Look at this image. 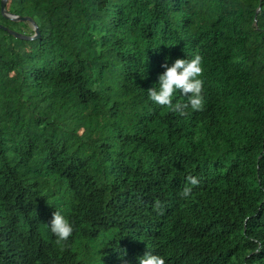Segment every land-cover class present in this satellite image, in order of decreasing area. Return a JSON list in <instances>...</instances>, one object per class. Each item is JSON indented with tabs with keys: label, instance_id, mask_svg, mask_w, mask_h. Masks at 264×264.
Returning <instances> with one entry per match:
<instances>
[{
	"label": "trees",
	"instance_id": "trees-1",
	"mask_svg": "<svg viewBox=\"0 0 264 264\" xmlns=\"http://www.w3.org/2000/svg\"><path fill=\"white\" fill-rule=\"evenodd\" d=\"M6 12L40 34L0 29V264H139L146 251L264 264V0H8ZM0 25L34 34L1 13ZM197 54L203 110L153 103L166 58ZM56 210L74 228L61 245Z\"/></svg>",
	"mask_w": 264,
	"mask_h": 264
},
{
	"label": "clouds",
	"instance_id": "clouds-1",
	"mask_svg": "<svg viewBox=\"0 0 264 264\" xmlns=\"http://www.w3.org/2000/svg\"><path fill=\"white\" fill-rule=\"evenodd\" d=\"M203 57L199 54L192 59L177 58L171 66L167 62L161 65L165 71L158 77V87L154 85L147 90L149 99L162 107H167L172 112H178L180 115L186 114V109L193 111H202L204 107L203 84L200 78L203 74ZM179 91L187 97L186 103L173 104L172 98L174 92ZM199 184V179L192 175L187 177V184L184 186L181 195L188 198L193 191V187ZM191 185V186H189ZM154 209L163 215L162 205L159 201L154 204ZM51 233L57 238L56 244L66 243L72 236L74 228L68 219L56 210L47 225ZM139 264H166L165 259L160 255H154L151 251H146L142 258H139Z\"/></svg>",
	"mask_w": 264,
	"mask_h": 264
},
{
	"label": "water",
	"instance_id": "water-1",
	"mask_svg": "<svg viewBox=\"0 0 264 264\" xmlns=\"http://www.w3.org/2000/svg\"><path fill=\"white\" fill-rule=\"evenodd\" d=\"M7 2H8V0H0V13H1V15L5 18L9 19V20H12V21L29 23L32 26L34 34L32 36H28V35L13 31L11 29H8L6 27H3L2 25H0V29H2L3 31H5L9 35H11L12 37L19 39V40L33 41V40L37 39L39 37L40 33H39V28L36 25V23L29 17H17V16H12V15L7 14V12H6Z\"/></svg>",
	"mask_w": 264,
	"mask_h": 264
},
{
	"label": "rangeland",
	"instance_id": "rangeland-1",
	"mask_svg": "<svg viewBox=\"0 0 264 264\" xmlns=\"http://www.w3.org/2000/svg\"><path fill=\"white\" fill-rule=\"evenodd\" d=\"M13 29H14V31H16V32H17V30H18L17 28H14V27H13ZM18 33H19V32H18Z\"/></svg>",
	"mask_w": 264,
	"mask_h": 264
},
{
	"label": "bare ground",
	"instance_id": "bare-ground-1",
	"mask_svg": "<svg viewBox=\"0 0 264 264\" xmlns=\"http://www.w3.org/2000/svg\"><path fill=\"white\" fill-rule=\"evenodd\" d=\"M35 199V198H34Z\"/></svg>",
	"mask_w": 264,
	"mask_h": 264
}]
</instances>
